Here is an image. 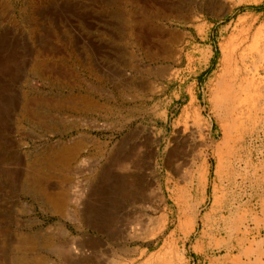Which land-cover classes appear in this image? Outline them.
I'll return each mask as SVG.
<instances>
[{"label": "rangeland", "instance_id": "374dc122", "mask_svg": "<svg viewBox=\"0 0 264 264\" xmlns=\"http://www.w3.org/2000/svg\"><path fill=\"white\" fill-rule=\"evenodd\" d=\"M150 1L0 0V264L51 263L59 229L72 264H264L241 213L264 185V60L235 125L215 102L231 45L264 41V0ZM70 148L63 217L31 175Z\"/></svg>", "mask_w": 264, "mask_h": 264}, {"label": "bare ground", "instance_id": "6f19581e", "mask_svg": "<svg viewBox=\"0 0 264 264\" xmlns=\"http://www.w3.org/2000/svg\"><path fill=\"white\" fill-rule=\"evenodd\" d=\"M162 1H164V0H160L158 2H162ZM165 1H167V0H165ZM150 2L152 4H156L157 6L163 4V3H157L155 0H152ZM149 3H147V4H149ZM242 34H243V36L241 37V39L237 43L235 42L236 44H232L229 52L225 55V61L227 63L226 64L227 66L225 67L226 70L222 76L221 81H218L220 83H219V86L217 84L218 89H217L216 96H215L216 105L221 109V112L224 111L227 114V117L230 120L229 124L231 126L235 125L238 122V117L242 114L243 107H245V104L247 101L246 95L249 93V90L251 91V89L253 87V85H252V87H250L251 78L249 80L248 75L250 73L251 66H249L247 59L251 58L250 62L253 65H255L254 61H256V60H257V62L264 60V55L262 54V48L264 47V41L261 38V36H262L261 35V29H257V31L252 34L251 33V27H250L246 32H243ZM154 35L152 33L149 34L150 38L154 37ZM257 62H256V64H257ZM251 72H252V69H251ZM220 109H219V111H220ZM240 127H241V125H240ZM228 130L230 131L231 129H228ZM180 150H182V149H180ZM180 150L179 151L177 150V151L180 152ZM183 152H184V150H183ZM74 154H75L74 148H70L67 150L65 149V150L55 151V152L53 151V153H51L46 158H44L41 163H38L35 166L33 165L34 168L32 170L33 172L31 175V181H32L33 188L36 189L37 191L43 193V195L46 199V202H48L49 205H51L53 212H58L63 217H67L69 214V213L65 212V210H66L65 205L67 202L69 185H71L72 182L74 181L73 177H70L68 175L59 176V182H58L59 190L57 192L50 189L49 181L51 179V172L53 170H55V168H59L62 171L68 169L69 165L71 164V162L74 159V157H73ZM175 155H176V153H175ZM175 155H173V156H175ZM173 158H177V156L173 157ZM156 163L157 162H155V164ZM135 165H137V167H138L137 169L142 168L143 171H145L148 167V164L145 161L144 157H136ZM44 169L48 170L47 171L48 173H43ZM142 173H144V172H142ZM146 178L143 177L142 175L136 177V186L137 187L134 190L133 195H132V200H131L132 204L139 203V202H142L145 200L144 199L145 190L148 187V183L146 181ZM156 181H157V179H156ZM77 190L80 191V193H78V196L80 197L83 194L84 190L75 189V191H77ZM53 236L58 237L60 239V245L58 247L54 248L53 250L51 249L52 250L51 253L53 254V256L55 257L56 260H53L50 263L49 260H43L41 258H36L34 263L35 264H72L69 262V259L67 258L69 256H67V257L65 256V254L67 252H70L69 250H67L69 242L66 241L67 236H68V232L64 229H59V230H56L55 232H53ZM108 240H109V244H107V245L110 246L109 247L110 251H113L115 249V247H119L117 242L113 238H108ZM104 245H106V242L103 241L102 243L101 242L97 243L95 245V248L103 247ZM19 247L21 249L26 250V252L29 250H33L34 245L32 242V238H30L28 235V237L20 239L19 240ZM72 248H74V247L71 246L70 249H72ZM81 252H83V251H81ZM71 254H73V253H71ZM78 254H79V252H78ZM66 255H68V253ZM79 256H81V255H79ZM20 261L22 263H26V259L24 257H21Z\"/></svg>", "mask_w": 264, "mask_h": 264}, {"label": "crops", "instance_id": "0c3cea01", "mask_svg": "<svg viewBox=\"0 0 264 264\" xmlns=\"http://www.w3.org/2000/svg\"><path fill=\"white\" fill-rule=\"evenodd\" d=\"M257 198L252 197L249 192L248 198H244L241 202L243 221L249 223H258L264 227V185L258 190ZM246 207L248 209L246 210Z\"/></svg>", "mask_w": 264, "mask_h": 264}]
</instances>
